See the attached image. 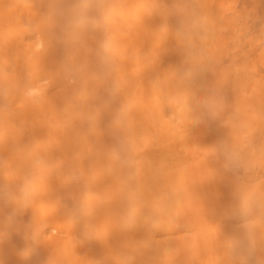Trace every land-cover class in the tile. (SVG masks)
Returning a JSON list of instances; mask_svg holds the SVG:
<instances>
[{"label":"bare ground","instance_id":"6f19581e","mask_svg":"<svg viewBox=\"0 0 264 264\" xmlns=\"http://www.w3.org/2000/svg\"><path fill=\"white\" fill-rule=\"evenodd\" d=\"M0 264H264V0H0Z\"/></svg>","mask_w":264,"mask_h":264}]
</instances>
